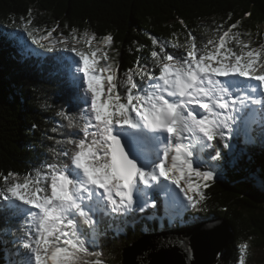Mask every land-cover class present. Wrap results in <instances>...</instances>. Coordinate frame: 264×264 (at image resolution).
<instances>
[{"label":"snow or ice","instance_id":"1","mask_svg":"<svg viewBox=\"0 0 264 264\" xmlns=\"http://www.w3.org/2000/svg\"><path fill=\"white\" fill-rule=\"evenodd\" d=\"M31 24L29 19L24 30L32 44L47 51L63 44L78 57L70 69L69 84L84 105L79 112L82 123L63 111L58 115L67 121L66 127L78 129L83 136L74 132L56 141L70 147L50 149L53 162L44 163L22 180L17 173H0V211L9 212L11 218L22 217L27 225L23 243L27 251L20 264H103L100 259L87 260L101 255L87 246L86 238L95 234L99 223L90 213L107 207L112 213L124 214L133 211L134 205L143 212L148 204L138 184L147 186L154 181L160 185L161 178L179 188L193 208L206 198L203 188L216 174L201 169V161L194 160V149L202 153L214 148V141L225 139L222 129L231 132L237 111L248 103L264 104V43L253 47L241 38V32H233L240 21L219 35L218 44L208 40L198 46L189 32L180 55L167 52L165 43L152 39L160 50L150 54L158 75L145 66L135 73L129 69L121 78L101 47L88 52L68 48L66 39L52 38L56 28L29 31ZM76 32L72 29L74 44L85 39L91 45L96 39L87 30L80 37ZM101 42L110 48L113 37L105 35ZM229 43L239 51L228 47ZM134 75H139V82ZM220 77L230 79L222 82ZM257 88L260 99L234 95L242 89L255 93ZM224 147L231 146L225 143ZM209 158L219 160L221 152L216 150ZM81 222L91 231H85ZM159 244L179 245L190 252L179 238ZM247 248L246 243L239 246L238 264H246Z\"/></svg>","mask_w":264,"mask_h":264},{"label":"trees","instance_id":"2","mask_svg":"<svg viewBox=\"0 0 264 264\" xmlns=\"http://www.w3.org/2000/svg\"><path fill=\"white\" fill-rule=\"evenodd\" d=\"M29 19V31L56 28L53 36L66 39L75 47L72 29L77 30L78 37L85 30L94 33L95 41L101 44L102 38L110 34L113 43L104 49L122 76L129 69L135 73L145 66L158 75L159 69L150 54L160 50L152 39L165 43L167 52L180 55L185 52L189 32L196 37L198 46L208 40L218 44L219 35L240 21L233 32H241V38L251 41L253 47L264 43V0H0V173H17L21 180L44 163L53 162L55 157L50 149L70 147L56 141L74 132L83 136L78 129L66 127L67 121L58 115L63 111L82 123L79 112L84 105L75 98L69 84L70 69L78 57L63 44L53 51L32 44L24 30ZM78 44L79 50L88 52L81 42ZM228 47L239 51L234 43ZM134 78L139 82V75ZM252 106L257 112L254 128L264 136V130L258 129H264V104ZM252 109L235 113L241 134ZM53 128L58 130L53 132ZM259 141L264 142V138ZM255 157L258 173L264 179V151L257 152ZM61 159L67 161L66 157ZM222 159L213 166L216 174L221 172L220 178L203 188L206 198L196 208L189 206L174 220L167 215L159 219L153 208L151 219L150 214L136 210V205L124 214L112 213L107 207L90 213L99 223L95 234L86 238L87 246L90 252L101 255L89 256L87 260L123 264V251L146 233L178 227L191 218L194 223H201L221 217L228 221L233 239L215 264H238L239 246L245 243L248 264L251 250L264 249V191L246 181L228 158ZM138 188L149 192L148 186L142 188L138 184ZM81 227L91 231L82 222ZM26 231L22 217L11 218L9 212L0 211V264H20L27 251L23 248Z\"/></svg>","mask_w":264,"mask_h":264},{"label":"rangeland","instance_id":"3","mask_svg":"<svg viewBox=\"0 0 264 264\" xmlns=\"http://www.w3.org/2000/svg\"><path fill=\"white\" fill-rule=\"evenodd\" d=\"M54 40H60L59 37H52ZM77 47L80 44H76ZM73 46L69 42H67V47ZM81 47H84L89 51V48H97L101 47L102 51H105L104 47L101 43L96 42L95 40L92 41V44L89 45L85 42V39L81 40ZM112 64L111 60H109ZM114 68V67H113ZM118 76L123 78L121 74L118 73ZM222 82L229 79H224L222 77L219 78ZM251 84L256 86L257 83L255 81H251ZM245 94L251 95L255 99H260V92L259 88H257V92L255 93H248L247 89H244L241 95L244 96ZM239 107V106H238ZM246 108H253L251 110V113L249 114L248 118L245 120L244 124V130L245 132L241 134L240 128L237 125V122L235 121L231 123V132H229L228 129H222L225 133V139L224 140H217L213 143L215 144L214 148H207L204 152H198V149L195 151V159H199L201 161L200 167L202 170H213L215 166V163L222 162V158H228L230 165L234 166V168L240 172H242L243 177L246 181L251 183L257 190H264V179L259 175V165L257 163L255 154L257 152H263L264 151V142L259 141L263 140L264 136L261 135L260 131L254 128V125L256 124V117L257 112L254 109V106H252L251 103L247 104V107L241 108L239 111H243V109ZM238 115V111L236 112ZM238 117V116H237ZM260 130H264L261 126L258 127ZM187 143V141H185ZM227 143L231 147H224V144ZM216 150H219L221 152V158L219 160H211L209 158V154H214ZM224 151V152H223ZM216 173V172H215ZM220 173H217L215 175V179L220 178ZM162 179V178H161ZM141 187H147L149 189V192L145 191L146 195L144 196V199L147 201V204L149 206L145 207L146 209L148 207H153V198L155 194H160L161 199L162 197H165V203L166 207H156L155 209V215H158L159 219H163L166 215L169 216L172 220H174L177 216L182 215L185 210L191 206L184 194L180 191L179 188H176L175 185L171 184L169 181L161 180L160 185L166 186V190H161V186L157 185L156 182L152 181L149 185H144L143 183H140ZM190 195H193L192 193H189ZM156 196V195H155ZM175 201V203H172V201ZM144 208V209H145ZM145 214L148 215L149 218H153L150 210H145ZM131 219V218H130ZM132 221V220H131ZM195 220L191 218V220L188 223H181V225L185 226L189 223H194ZM250 262L248 264H264V249L260 248L255 250H251L250 252Z\"/></svg>","mask_w":264,"mask_h":264},{"label":"water","instance_id":"4","mask_svg":"<svg viewBox=\"0 0 264 264\" xmlns=\"http://www.w3.org/2000/svg\"><path fill=\"white\" fill-rule=\"evenodd\" d=\"M177 238L186 242L190 252L179 245L159 244L161 240ZM232 239V229L221 217L149 232L123 251V264H215L227 252Z\"/></svg>","mask_w":264,"mask_h":264},{"label":"bare ground","instance_id":"5","mask_svg":"<svg viewBox=\"0 0 264 264\" xmlns=\"http://www.w3.org/2000/svg\"><path fill=\"white\" fill-rule=\"evenodd\" d=\"M195 151V150H194ZM156 195V196H155ZM154 195V198L156 199V198H158V201H157V204L158 205H161L162 207H166L165 206V203H163L164 201H165V197H162V199H161V195L160 194H155ZM172 201V203H175V201H173V200H171Z\"/></svg>","mask_w":264,"mask_h":264}]
</instances>
